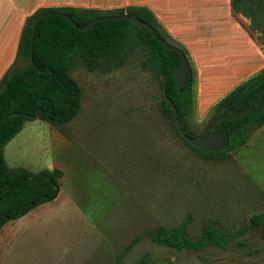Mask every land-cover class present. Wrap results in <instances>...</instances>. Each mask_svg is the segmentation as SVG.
<instances>
[{"label":"rangeland","instance_id":"rangeland-1","mask_svg":"<svg viewBox=\"0 0 264 264\" xmlns=\"http://www.w3.org/2000/svg\"><path fill=\"white\" fill-rule=\"evenodd\" d=\"M247 4L264 45V0ZM142 61L133 52L119 68L76 63L77 117L61 128L27 121L6 145L8 168L63 175L55 200L0 229V264H264V226L249 229L264 213V127L229 157L205 158L161 116L159 81ZM212 115L195 101L189 130L198 135ZM183 222L193 239L206 224L233 239L201 252L150 240L159 226Z\"/></svg>","mask_w":264,"mask_h":264},{"label":"trees","instance_id":"trees-1","mask_svg":"<svg viewBox=\"0 0 264 264\" xmlns=\"http://www.w3.org/2000/svg\"><path fill=\"white\" fill-rule=\"evenodd\" d=\"M247 2L249 0H232V7L235 12L251 18L250 11L254 9ZM63 14L74 24L67 21ZM124 14L146 23L156 35L172 45L154 15L143 7L116 9L108 13L69 6L50 7L40 8L26 18L15 60L0 80V229L58 196L59 180L63 175L61 170L46 169L31 173L22 168L10 169L4 162L3 153L6 145L21 132L25 122L33 120L31 117L38 109L41 111L38 119L55 128H61L77 117L82 90L71 77L70 71L78 62L88 71H93L100 63L119 68L130 53L140 52L143 56L142 69L151 72L159 81L161 116L172 124L176 136L186 146L205 158L216 160L229 157L230 153L241 149L248 142L252 132L264 127L263 95L259 105L246 115L211 127V132L220 130L223 133V149L208 152L188 145L179 134L172 109L162 95L164 79L179 65L178 53L166 50L143 25L127 20L98 21L86 31L78 29L100 17ZM31 47L32 56L29 53ZM174 47L180 49L188 60L187 83L180 90L178 78L170 76L165 90L175 105L184 132L192 138L196 135L189 130L186 119L194 108L196 71L186 50L180 45ZM263 89L264 69L222 98L213 107L210 120L240 114ZM258 226H264V213L250 218L249 229ZM247 230H241V234ZM232 239L229 234L211 224H206L200 236L193 239L188 235L185 222L172 228L159 226L150 236V240L159 246L196 252L209 246L225 248ZM131 246L128 245L126 250ZM115 264H121V259L118 258Z\"/></svg>","mask_w":264,"mask_h":264},{"label":"crops","instance_id":"crops-1","mask_svg":"<svg viewBox=\"0 0 264 264\" xmlns=\"http://www.w3.org/2000/svg\"><path fill=\"white\" fill-rule=\"evenodd\" d=\"M68 6L149 10L168 39L186 50L201 110L264 69L263 31L253 30L251 18L235 12L232 0H0V80L15 60L26 18L40 8Z\"/></svg>","mask_w":264,"mask_h":264},{"label":"water","instance_id":"water-1","mask_svg":"<svg viewBox=\"0 0 264 264\" xmlns=\"http://www.w3.org/2000/svg\"><path fill=\"white\" fill-rule=\"evenodd\" d=\"M63 17L67 21H70L68 16L63 14ZM105 20H127V21H131V22H133V23H135L137 25H143L144 27L147 28L149 33L159 43H161L165 47L166 50L174 51V52L178 53V55L180 57L179 65L164 79V82H163V85H162V95H163L164 100L168 103V105L172 109V115H173V117L175 119V124H176V127H177V130H178L179 134L186 141V143L188 145H190L191 147H193L195 149H200V150H203V151H208V152H216V151H219V150L223 149L224 146H225V138H224L223 133L220 130H214V131L211 132V127L213 125L220 124V123H222L224 121L234 120V119H237L239 117H242V116L246 115L247 113H249L254 106H258L259 105V101L264 95V89L253 100L251 105L246 110L241 112L240 114L231 115L229 117L214 118V119L210 120L206 124V126L203 128V130L198 135H196L195 137H192V138L188 137L186 135V133L184 132L183 128H182L180 120L178 119V113H177V110L175 108V105L167 97L166 90H165L166 84H167V80H168V78L170 76L178 78L179 89L180 90H183L185 88L186 83H187V74H188V65H189V63H188V60H187L186 56L184 55V53L180 49L168 44L166 41H164L158 35H156L155 32H154V29L152 27H150L146 23L141 22L140 20H137L136 18H134L132 16H129V15H126V14H124V15H116V16L100 17V18H97V19L91 21L90 23H88L84 27H81V28H78V29L80 31H86V30L90 29L95 22L105 21ZM71 23L74 24L73 22H71ZM35 25H36V23L33 26V30L35 29ZM29 53H30V56H32V47H31ZM40 114H41V111L38 109L37 112L35 113V115L31 117V119H33V120L34 119H38Z\"/></svg>","mask_w":264,"mask_h":264}]
</instances>
